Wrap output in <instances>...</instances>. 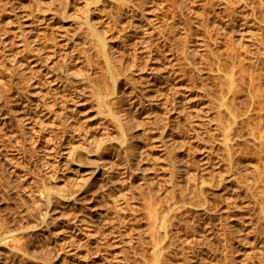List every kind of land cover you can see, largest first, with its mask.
I'll list each match as a JSON object with an SVG mask.
<instances>
[{
    "label": "rangeland",
    "instance_id": "374dc122",
    "mask_svg": "<svg viewBox=\"0 0 264 264\" xmlns=\"http://www.w3.org/2000/svg\"><path fill=\"white\" fill-rule=\"evenodd\" d=\"M84 1L70 0L63 17L59 0H0V237L9 230L12 233L8 241L0 238V264H124L121 256L127 255H131L132 264L135 256L137 264H143L140 254L144 249L149 257L150 252L145 232V199L150 190L145 181L157 177L152 190L156 201H172L162 175L172 168L169 151L175 139V154L184 161L183 165H188L190 179L197 176L198 187L211 202L212 215L204 213L199 205L189 208L191 211H177L176 226L183 227H177L180 239L190 237L188 240L196 247L189 249V241L182 238L180 245L175 244L180 250L174 253V263L185 264L184 256L185 260L192 258L188 264H246L247 259L256 263L263 254L264 216L258 218L259 205L246 193V185L240 188L232 181L231 171L222 161L226 159L219 147L220 137L212 133L219 93L212 55L223 57L227 48L236 47L254 51L255 33L249 32L248 26L226 23V0H130L133 12L118 6L117 0H99L97 8L91 4L92 17L101 25L109 23L108 37L114 47H120L124 60L139 56V65L131 72L132 85L123 80L116 85L115 95L122 98L120 103H124L131 126L127 133L131 149L125 154L118 144L114 121L106 110H98L95 100V88L104 91L112 83L101 75L105 71L102 59L98 60L89 43L81 41L83 38L79 40L78 21L85 13ZM259 4V0L254 4L258 6V22L251 20V28L255 31L260 27L263 35L259 37L264 42V8ZM246 12L251 13L250 6ZM138 19L142 25L137 29L139 36L148 38L145 48L135 39L133 22L138 23ZM20 27L26 29L30 45L34 41L32 45L40 47L48 58L37 59L34 51L23 49ZM72 38L79 42V48L69 46ZM259 55L264 57V50ZM19 62L27 67L25 72L32 81L26 82L18 72L23 66ZM246 65L244 81L235 98L236 106L242 108L244 102H249L246 86L250 65ZM68 74L73 76L67 79ZM28 82H34L33 86ZM261 83L264 107V82ZM65 88L66 99L57 103L55 92H64ZM37 89L41 95L34 92ZM249 109L251 125L258 120L255 110L264 121V108ZM66 122L73 126L64 128ZM261 130L264 132V127ZM103 132L109 134L107 138ZM239 140L236 149L243 152L240 160L243 164L255 162L258 150L245 125ZM132 146H136L135 154ZM70 149L73 159L66 161ZM104 161L120 178L118 192L109 188L107 174H102ZM263 161L257 160L259 169L250 167L243 176L250 190L264 194V172H260ZM125 165L130 166V179L131 172H123ZM131 180L134 183L130 187ZM50 190L57 192L50 195L48 204L45 197ZM176 191L175 199L179 197ZM71 192L73 200L64 197ZM114 193L127 201L122 208L115 206ZM204 224L209 227L206 231ZM130 238L134 243L131 247L137 248L130 249ZM204 253L208 256L205 259ZM201 257L205 261L200 263ZM263 261L264 256L261 264Z\"/></svg>",
    "mask_w": 264,
    "mask_h": 264
},
{
    "label": "bare ground",
    "instance_id": "6f19581e",
    "mask_svg": "<svg viewBox=\"0 0 264 264\" xmlns=\"http://www.w3.org/2000/svg\"><path fill=\"white\" fill-rule=\"evenodd\" d=\"M98 1L99 0H92L91 2H93V3H91L87 0L84 1L83 7L85 10V13H84V15L80 16V19L78 21L79 22L78 25H80V30H81V33H80L81 37L79 36V40L83 38L81 41H84V43H89L90 48L93 49L92 51L96 55L98 60L102 59V61L104 62L105 71L102 72L101 75L103 76V78L108 79V81H110L112 83V87L106 88V90H104V91L100 90L98 88H95L96 89L95 90V94H96L95 100L97 103L98 110L99 111L106 110L108 115L110 116V118L114 121V123H115L114 125H115V127H117V130L119 133L118 144H119L120 148L124 151V153L128 154L129 149H131V142L128 141L127 133H128V130L130 129L131 126L127 122L128 116L126 115V109H125L124 103L123 104L120 103L122 98L120 97L121 99H119V97H117L115 95L117 92L116 91V85L118 84V82L120 80H123L127 84L129 83L130 86L132 85L131 84L132 83L131 82V74H132L131 72H133L132 69H134V67L139 65L138 64L139 63L138 62L139 56L137 57V59H135V57H134L135 55L133 54L134 56H131L130 60L125 61L123 58L124 54L120 51L121 49H119L120 47L118 48V47L113 46L114 43L112 44V42L110 41L111 39L108 37V31H110L109 23L108 24L106 23L105 25H101L100 23H98L100 21H96L91 15V11H92L91 4L95 5L94 7L97 8L96 3ZM256 1H258V0H226V2L225 1L223 2L225 4L224 17L226 19L225 20L226 23L228 22V25H230V23L233 22V25L236 24L242 28L243 27L246 28V26H248L247 30L249 32H251L252 34L255 33V40H256L255 41V43H256L255 47L256 48L254 49V51H249L247 48H244V49H241L238 47L232 48V49L227 48L228 51L226 52V54H224L223 57L218 56L217 58L211 54L212 57L216 61L215 67H216V72H217L215 75V81L216 82L214 80L213 81H214V83H216L215 85L218 86L217 90L219 91L217 98H216L218 106H215L216 107V113H215V115L213 114L214 119L213 118H211V119L215 120L213 122L214 125L212 128L213 129L212 133L215 137L216 136L220 137L219 138V141H220L219 147H220L222 153H224V156L226 159V160H222V161L226 162V163H224L226 169L231 171L232 181L234 182V184H236L240 188H242L243 185H246L247 189H245V191H246V193L248 192L249 195H251V197L259 205V212L257 213V215H258L259 219L260 218L262 219V217L264 216V194L260 193V192L256 193V192L250 190V188H249L250 186H248L249 183L245 182L246 178L243 176L245 171H247L250 167H252L255 170H258L259 168H258L256 161L264 159V132L261 130V128L264 127V121L262 120L260 113L257 110H255L256 111L255 114L259 115L258 120L256 122H254V124L251 125L250 124L251 123L250 122L251 110L249 109V108H255V107L258 109L264 108L262 105L263 95L261 93V91H262V88H261L262 83L261 82H264V81H261V80H264V57L259 55L261 50H264L263 39H262V37L261 38L259 37V35L260 34L263 35V33H262V30L260 29V27H258V30L256 29L255 31H253V28H251V25L254 24L251 22V20H253V22H256L258 20V15H257L258 6L254 5L256 3ZM259 2H260V4H259L260 8L262 7V9H263L264 8V6H262L263 0H259ZM69 3H70V0H59V4H60L59 6L61 9H63V11L60 13V15H62L63 17H65L67 15V12H68L67 11V5ZM117 5L120 6L121 8H125L128 11L130 10L131 12H133L134 11L133 9H135L131 6L133 4L130 3V0H117ZM248 6H250V10H251L250 14L248 12H246V9ZM141 15H142V13H141ZM138 20H139L138 23L133 22V27L135 26V30H136V32H134L135 36H136L135 39L137 38L136 39L137 44L141 43V45H143L145 42H147L148 38L144 39V37L139 36L140 34H138V33H140V32L137 29L139 26H142V25H140L141 20L140 19H138ZM262 21H264V14H263L262 19H261V22ZM102 23L104 24V22H102ZM25 30L20 27V31L18 32L22 41H23V43H22L23 49L26 50L27 52H29V51L33 52L34 51V54L36 55L37 59L38 58L42 59L44 57H47L48 54L47 55L44 54V51L40 47H37V46L34 47V45H32L34 41H32L31 45H30V41H28V37L24 33ZM131 34H133V33H131ZM23 36H25V38H22ZM77 36H78V34H77ZM74 39H76V38H74ZM69 43H70L69 46L71 45V47L75 46L76 48H79V46L76 45L79 42L77 41V43H76V40H73V38L70 39ZM38 44H36V45H38ZM137 44H136V47H139L140 45L137 46ZM147 44L146 43L144 44L145 47L146 46L148 47ZM171 44H170V46H171ZM144 45H143V47H144ZM143 47L141 46L142 49H143ZM133 49H134V47H133ZM52 52L54 54L55 51H52ZM50 55H51V53H50ZM211 55H210V57H211ZM212 57H211V59H212ZM69 60L65 61V63L69 64V62L71 61V60L70 61ZM248 60H250V61H248ZM215 61H213V62H215ZM247 62L250 65V68L247 71V73L249 72V75H250L249 83L246 86L249 102L248 103L244 102V104H243L244 108H242V105L236 106L237 103L235 101V98H236L237 93L240 91L241 83L244 81V77H245L244 72L247 69V65H246ZM20 64L23 65V63L19 62V65ZM28 65H29V63H28ZM24 66L25 65H23L22 67L20 66L21 69L19 71L18 70L17 71L21 73V75L23 76V79H25L27 82L30 79L25 72L27 67L26 66L24 67ZM73 75H74V72H73ZM73 75L68 74L67 75L68 77H66V78L70 79V77H72ZM83 78H85V77H83ZM257 79H259V80H257ZM30 81H32V80H30ZM33 84H34V82H30V83L28 82L29 86H33ZM210 89H212V88H210ZM66 91H68L67 88L64 89V92H58V91L55 92L56 95H55L54 99L57 100V103L58 102L61 103V101L66 99L65 98L67 95ZM34 92H36L37 95H41V94H39L41 91H38V89H37V91H34ZM42 97H43V95H42ZM42 97L40 99H42ZM43 99H44V97H43ZM37 101H38V99H37ZM53 102H54V100H53ZM139 102L141 103V101H139ZM211 102H214V100H211ZM44 103H42V104H44ZM115 104H117L116 110L113 109V108H115L114 107ZM36 106H37V104H36ZM156 120H157V118H156ZM244 125H245V127H247V129L251 135L252 143H254V145L256 146L255 147L256 150H258L256 152V156H257L256 161H255L256 164H254L255 162H251V161L247 162L246 164L245 163L243 164V162L240 160L241 156L243 155V152L238 151L236 149L238 146V143L240 142L239 139H240L242 128L244 127ZM72 126H73V124H71L70 122H66L63 124L64 128L72 127ZM164 130L165 129H163L162 131L164 132ZM102 134L104 135V138H107V136L109 135L106 132L105 133L103 132ZM161 137L163 138L162 135H161ZM109 139H110V137H109ZM174 141H176V139L171 142L172 143L170 145L171 149L169 151V159L172 160L171 161L172 162L171 163L172 168L170 170L168 169L169 171L167 173H165L167 175H162V180H164L166 183H168L169 187H167V189L170 188V190L168 189L167 192L170 191V193L173 195L171 197V199L173 198L172 201L165 203V201L162 198V200H160V201L158 200L159 202H157L155 195H154L155 193H153V191H152L154 189V184H155V180L157 177L155 175L156 178H154V176H152L150 178L148 177L149 178L148 179L147 175H146L147 180L145 182L148 184L147 187H149L150 192H149L148 197H146V199H145V201H146L145 202L146 213H147V217H148L145 232H146V237L148 239L147 243L150 246L149 247L150 250L149 249H147V250H149L150 252H149V257L147 256L148 253H146L144 251V249H143V253L140 254L141 255L140 258L143 260V262H142L143 264H173L174 261H176L173 259L174 253H176V250L179 251L180 249L179 250L176 249L175 247H177V245L175 246V244L179 243V245H180L181 244L180 240L182 238H183L182 240H184V241H187L190 238L189 235H187L189 237L188 239H184L185 237H182L180 239L181 234L178 233L179 231L177 229L179 227L182 229L183 227L176 226V223H175L176 219H174L175 214H177V211H179V209L186 208L185 210H188L189 208H199V207H196L199 205L204 210V213L211 214L210 212H212V211H210L211 208L209 205L211 202L209 203L208 197L203 194L202 188H199L200 184H198L199 185V187H198V185L195 181V179H198V178H196L197 176L196 177L192 176V177H195L194 180L190 179L189 175L191 172H189L190 169L188 168V165H183L184 161H182L181 159H178L179 157H177V155L175 154L174 149L176 147V144ZM135 147L136 146H132V149H133L132 154H135V150H134ZM210 147H212V146H210ZM210 147L208 149H211ZM216 148H218V147H216ZM246 150H247V148H245V151ZM213 151H214V149H213ZM222 153H221V155H222ZM71 159H73V151H71V149H70L69 152L66 154L65 160L67 161V160H71ZM185 164H186V161H185ZM126 166L127 165H125L124 168L122 167L123 172H126V171L129 172L128 169H130L129 168L130 166L128 165L127 168H126ZM103 167H104V170H102L103 171L102 174L103 173L107 174L108 182H109V188L111 190H113L114 192H116L119 189V187L122 186V184H120V181H119L120 178L115 177V175H113L114 174L113 169H112V167L109 166L108 162L104 161ZM241 171H243V172H241ZM260 172H264V161H263V169H261ZM129 173H127V175ZM134 174H136V173H134ZM131 175H132V172H131L130 176L128 175L129 179H130ZM143 175H144V173H143ZM191 175H192V173H191ZM163 176H164V178H163ZM141 177L143 179H146L144 176H141ZM183 177L185 178V180L183 179ZM261 177H262V179H264V174ZM142 178H141V180H142ZM182 179L184 180V183L186 184V186L182 183ZM122 180H125V179H122ZM191 180L194 181L192 184L190 183ZM133 183L134 182L131 180V182H129V186L131 187V185ZM141 183H143V182H141ZM202 187H203V185H202ZM167 189H165V190H167ZM176 189H178V191H179L178 192L179 194H176V195H179V197L177 199H175V197H176L175 192L177 193ZM248 190H250V191H248ZM55 192H57V191L56 190H50L49 192H47L48 194L46 195L45 199H46L48 204L50 203V200H51L50 195L52 193H55ZM166 193H164V194H166ZM168 195H170V194L168 193ZM64 197H66V198L69 197L68 199H71V200L74 199L72 192L69 193L68 195H65ZM114 197H115V193H114ZM169 197H168V199H169ZM126 203H127V201L125 200V198H117V197L114 198V204L118 208L119 207L122 208V206ZM189 210L191 211L192 209H189ZM203 210H202V212H203ZM185 212H187V211H185ZM116 213L118 214V212H116ZM203 217H201V218H203ZM185 218H183V220ZM179 220H181V219H179ZM187 221L188 220H186L185 222L187 223ZM1 223H3V222L1 221ZM189 226H190V224H189ZM203 226L206 227V224H204ZM256 226L257 227H254V228L257 229L258 225H256ZM186 227H187V224H186ZM180 228H179V230H180ZM190 228H193L192 232L196 233L197 229H195L194 226H192ZM207 229H209V227L208 228L206 227V229H204V230L206 231ZM121 231H124V228ZM122 234H125V233L122 232ZM203 234H205V232ZM208 235L211 236L212 233H211V235L210 234H208ZM1 236L2 237H0V238H6V240L8 241L10 236H12V233L9 230L7 233H4L3 235L1 234ZM209 236H208V239H209ZM203 237L205 238V235H203ZM254 237H255V239L257 238V236H254ZM131 239L132 238H130V240H127V243H128V241L130 242V244L128 243L130 245L129 246L130 249H132L133 246H135V245H133L131 247V244H134V243H131ZM6 240L4 242H6V244H7L8 242ZM134 240L135 239H133V241ZM191 240H193V239H191ZM210 240H211V237H210ZM257 240H258V238H257ZM145 241L146 240H144L143 242H145ZM184 241H183V245L189 241V247H190L189 249H195L196 245L193 248V246H194L192 244L193 242H191L190 240H188L187 242H184ZM202 241H205V240H202ZM4 242H1V243L3 244ZM143 242H141V243H143ZM224 242H225V240H224ZM138 243L140 245L139 241H138ZM147 243H145V244H147ZM135 244H136V241H135ZM195 244L198 245V241ZM225 244H226V242H225ZM99 245L100 244H98V246ZM102 245H100V246L102 247ZM113 246L115 247V245H113ZM140 246H142V245H140ZM184 246L187 247L188 244L187 245L185 244ZM199 246L202 247L203 245L200 244ZM101 247H99V248H101ZM135 248H137V247L135 246ZM97 249H98V247H97ZM136 250H138V249H136ZM199 250H200V248H199ZM99 251H101V250L98 249V252ZM130 251H128V252H130ZM260 251L263 254L260 253L261 256L259 259H257L258 261L256 263L254 262V260L252 262L251 261L252 259L251 260L249 259L250 261L247 259V260H245L246 264H261V260L263 259V256H264V248L262 247ZM114 252H115V250H114ZM137 252L138 251H136V254H137ZM181 252H183V251H181ZM190 252H192V254H193L192 250ZM196 252H198V251H195V253ZM125 253H127V252H125ZM139 253H141V252L139 251ZM183 253H182V255H183ZM185 253H187V252H185ZM129 254H131V252ZM132 254L134 255L133 252H132ZM205 255L206 254L204 253L203 258L205 257ZM196 256L197 255L195 254V256H193V257L196 258ZM121 257H124L123 258L124 264H132L131 263V261H132L131 255L121 256ZM136 257L137 256H135V258L133 257V262L135 264H137L138 263L137 261H139L138 257L137 258ZM175 257H177V256H175ZM189 257H192V256L189 255ZM207 257H205V258H207ZM178 258H177V260H178ZM198 258H200V256ZM203 258L201 257L200 260H202ZM183 259H184V262H186L185 264H188L187 260L189 259V262H190V259H192V258L187 257V260H185L186 257L184 256ZM204 259L202 261H200V263L204 262L205 261ZM116 260H118V259L116 258ZM179 260H180V262H183V261H181V259H179ZM193 260L196 261L195 259H193ZM178 261L176 263H178ZM117 263L119 264V262H117ZM192 263H195V262H192ZM262 263H264V261ZM195 264H197V263H195Z\"/></svg>",
    "mask_w": 264,
    "mask_h": 264
}]
</instances>
